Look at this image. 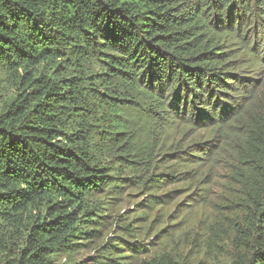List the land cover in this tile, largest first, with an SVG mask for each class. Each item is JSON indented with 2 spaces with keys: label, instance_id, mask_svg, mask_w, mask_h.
<instances>
[{
  "label": "trees",
  "instance_id": "16d2710c",
  "mask_svg": "<svg viewBox=\"0 0 264 264\" xmlns=\"http://www.w3.org/2000/svg\"><path fill=\"white\" fill-rule=\"evenodd\" d=\"M219 169L201 244L264 264V0H0V264L95 244L94 264H199L180 229L146 249L150 214L113 208L132 187L168 208ZM114 227L134 240L98 243Z\"/></svg>",
  "mask_w": 264,
  "mask_h": 264
},
{
  "label": "rangeland",
  "instance_id": "374dc122",
  "mask_svg": "<svg viewBox=\"0 0 264 264\" xmlns=\"http://www.w3.org/2000/svg\"><path fill=\"white\" fill-rule=\"evenodd\" d=\"M225 172L222 169H219L216 176V180L206 186L204 189V184H198L194 187L192 191L187 193L176 192L172 194V201L175 203L168 208L160 209V206H157L149 210L146 205V193L143 190H139L136 187L128 188L126 193L130 195L127 199L121 204L114 206L113 212L114 216H117L118 213L132 215L137 209L141 211L148 212L150 214L147 217L146 221V230L150 227V230L143 234L139 239V244L145 246L146 249H150L153 246L158 247L159 242L163 238V235L167 232L173 231L177 232L179 229L182 233V239L180 246L183 249V254L192 256L195 259V263L199 264H225L227 260L231 259L232 249L231 245L227 241L226 233L221 232L222 239L218 241L219 245L215 244L206 245L201 244L210 233V225L213 223V220L218 216V222H220V212L218 211V205L229 204V194L226 193L228 190L225 187ZM171 187H174L171 184ZM196 190V194L193 195V192ZM205 191L209 200L208 201H197L196 197L199 194H202ZM178 202V206L176 205ZM160 209V210H159ZM222 210H226V207H222ZM226 221L223 220L225 224ZM227 223V222H226ZM144 225V222L141 221L140 226ZM218 226V225H217ZM163 228L158 232L159 229ZM113 229V228H112ZM107 235H110L113 238V242L117 243L120 246H124L122 238L129 241H133L134 238L128 235H125L121 232L119 228L114 227V231L107 230L106 235H104L98 243L105 241ZM230 245V246H229ZM97 245L86 249L82 253L77 255L78 260H84L86 264H94L97 259L100 258L99 252L96 250ZM127 249L117 250L122 255H133L131 258H124L121 261H128L130 264H140L142 258L145 255H138L139 249L133 252H127ZM63 261H65L63 259Z\"/></svg>",
  "mask_w": 264,
  "mask_h": 264
}]
</instances>
